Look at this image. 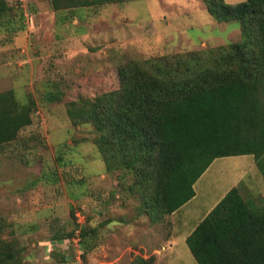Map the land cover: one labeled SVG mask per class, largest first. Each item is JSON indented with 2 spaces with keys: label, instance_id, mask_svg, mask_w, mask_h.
Instances as JSON below:
<instances>
[{
  "label": "rangeland",
  "instance_id": "rangeland-1",
  "mask_svg": "<svg viewBox=\"0 0 264 264\" xmlns=\"http://www.w3.org/2000/svg\"><path fill=\"white\" fill-rule=\"evenodd\" d=\"M8 1L13 31L0 29V91L14 89L21 100L32 93L37 101L32 122L0 147V221L23 248V264H132V247L146 244L165 252L168 215L152 223L140 211L138 195L125 188L133 177L107 169L95 126L73 123L67 104L118 89L119 68L129 60L239 41V22L218 21L204 0H127L59 11L50 0ZM51 90L63 98L44 100ZM240 181L246 199L264 204L254 156L220 157L177 214L184 231ZM80 221L99 229L83 239L95 244L87 252ZM180 245L177 252L187 253L179 263L198 264L189 246Z\"/></svg>",
  "mask_w": 264,
  "mask_h": 264
},
{
  "label": "trees",
  "instance_id": "trees-1",
  "mask_svg": "<svg viewBox=\"0 0 264 264\" xmlns=\"http://www.w3.org/2000/svg\"><path fill=\"white\" fill-rule=\"evenodd\" d=\"M123 1L50 0L56 11ZM204 3L218 21L239 22V41L129 60L119 68L118 89L67 104L73 123L95 126L107 169L133 177L125 188L153 222L192 199L196 181L218 157L252 154L264 177V0ZM12 11L0 0V29L13 31ZM62 98L60 90L44 96L47 102ZM36 108L32 93L21 100L14 89L0 91V147L32 122ZM241 184L188 235L198 264H264V204L246 199ZM80 226L87 252L95 244L83 239L99 229ZM4 231L0 221V264H23V248ZM132 249V264H155L157 253Z\"/></svg>",
  "mask_w": 264,
  "mask_h": 264
},
{
  "label": "crops",
  "instance_id": "crops-1",
  "mask_svg": "<svg viewBox=\"0 0 264 264\" xmlns=\"http://www.w3.org/2000/svg\"><path fill=\"white\" fill-rule=\"evenodd\" d=\"M240 1H242V0H238L236 2L226 0V2H228V3H237V2H240ZM250 155H252V154H250ZM240 156H243V155H240ZM218 158H220V157H218ZM218 158H216L215 160H217ZM214 161L211 163V165L214 163ZM254 162L256 164L255 156H254ZM211 165L208 167V169L211 167ZM236 184H234V185H236ZM194 187H195V185H194ZM228 190L224 193V195L228 192ZM196 197H197V190H196L195 196L192 199H190L188 202H186L185 204H183L180 208H178L177 210H175L173 213L169 214L168 217H166V220L162 222L168 228L167 233H165V235H164V239L165 240H169V243L168 244H170V246H168V248L165 249L166 250L165 252L162 251L161 249H158L157 248V245H153L152 246V245H147L146 244V245H143V246L142 245L139 246L140 248H143L144 249L145 254H146V252L148 253V254H146V256H148L151 253H157V258H156L155 264H181V263H179L181 257L182 256H185V254L187 253V252L186 253H182L181 251L180 252H177V250L181 246L180 245L181 242H185L187 244V241L186 240H187L188 235L195 229V227L198 225V223L209 213V211L220 201L219 200V201H217V203H215V205H212V207H210V209L207 211V213L200 219V221L196 225H194L191 229H189V230H186L185 229V231H184L183 228H185V220L182 219L181 217L177 216V214H178L179 210H181L185 206H187L188 203L190 201H192L193 199H195ZM185 215H186V213H185ZM140 217H143V215L140 216ZM185 219H186V217H185ZM182 220H183V222H182ZM151 222L152 223H158L159 221L158 222H153L151 220ZM155 225L156 224L151 225L149 228L150 229H154ZM179 234H182V235H179ZM180 237H182V238H180ZM168 249H171V251H168Z\"/></svg>",
  "mask_w": 264,
  "mask_h": 264
},
{
  "label": "built area",
  "instance_id": "built-area-1",
  "mask_svg": "<svg viewBox=\"0 0 264 264\" xmlns=\"http://www.w3.org/2000/svg\"><path fill=\"white\" fill-rule=\"evenodd\" d=\"M80 217H81V218H83V216H81V215H80ZM80 222H81V221H80ZM85 222H86V221H85ZM85 222H81L80 224H82V225H83Z\"/></svg>",
  "mask_w": 264,
  "mask_h": 264
}]
</instances>
